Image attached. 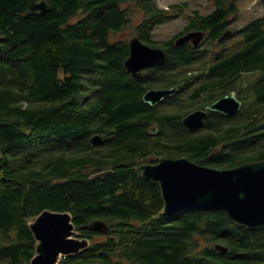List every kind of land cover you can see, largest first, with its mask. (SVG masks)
<instances>
[{
	"label": "trees",
	"instance_id": "16d2710c",
	"mask_svg": "<svg viewBox=\"0 0 264 264\" xmlns=\"http://www.w3.org/2000/svg\"><path fill=\"white\" fill-rule=\"evenodd\" d=\"M33 1L0 0V264H32L29 220L45 209L70 212L91 241L59 264H264L263 228L210 207L167 214L160 185L137 169L150 155L218 168L264 159V14L236 29L238 0H210L212 12L194 11L182 31L158 41L155 29L187 4L47 0L44 12L27 14ZM230 28L244 36L228 52L218 39ZM193 29L208 32L203 46L176 44ZM122 32L165 48V61L133 78L129 41L114 38ZM182 81L183 93L165 103L143 99L150 88ZM230 90L243 102L238 113L210 111L195 131L183 125ZM95 133L104 141L93 146ZM94 219L109 231L82 228Z\"/></svg>",
	"mask_w": 264,
	"mask_h": 264
},
{
	"label": "water",
	"instance_id": "95a60500",
	"mask_svg": "<svg viewBox=\"0 0 264 264\" xmlns=\"http://www.w3.org/2000/svg\"><path fill=\"white\" fill-rule=\"evenodd\" d=\"M47 8V0H35L28 6L27 14L41 13ZM231 34L232 30L227 29L218 41L226 40ZM206 36L207 31L193 29L179 35L175 42L179 46L188 42L199 46ZM166 56L165 48L147 44L138 35H133L129 41L125 67L133 78H142L145 69L161 64ZM177 90L178 86L150 88L143 99L156 106ZM242 106L237 92L231 90L205 109L191 111L183 117L182 122L189 130L195 131L205 125L208 111L230 116ZM156 132V127L151 129L152 134ZM103 141L100 133L93 134L90 139L93 146ZM137 169L143 178L160 185L164 212L167 214L187 207H210L224 211L230 219L249 229H264V159L218 168L198 163L186 155L161 156L155 163H152V159L139 163ZM112 171L104 170L96 175L104 176ZM29 226L36 240L32 264H59L64 256L80 253L91 244L89 238L79 235L73 216L68 211L45 209L29 220ZM82 228L108 232L110 226L106 220L94 219L82 225ZM216 248L228 251V247L219 243Z\"/></svg>",
	"mask_w": 264,
	"mask_h": 264
},
{
	"label": "rangeland",
	"instance_id": "374dc122",
	"mask_svg": "<svg viewBox=\"0 0 264 264\" xmlns=\"http://www.w3.org/2000/svg\"><path fill=\"white\" fill-rule=\"evenodd\" d=\"M158 4L161 7H169L171 4H187L188 7L183 10L182 14L163 25L158 26L154 32V39L158 41L169 40L174 37L177 33L183 30L184 26L188 22V17L194 12L199 11L202 14H209L215 9V6L211 3L210 0H157ZM239 7V15L238 18H233L232 27L237 29H242L252 20L262 16L264 14V0H238L237 2ZM232 28V29H233ZM136 35V34H134ZM127 32H122L116 36L115 39L125 38L130 41L131 37ZM244 32H240L234 36H230L225 40L223 47L227 49L228 52L234 51L238 48V42L243 39ZM202 63V62H201ZM249 74L245 73L242 78H248ZM242 78L239 80L242 81ZM155 88V87H154ZM184 103L187 102L184 100ZM161 109L169 110V112L175 110V106H170L168 104H162ZM182 132L186 133L184 130ZM151 159L156 161L159 156L158 155H150ZM156 158V159H155ZM148 160V159H147ZM153 162V161H152ZM154 163V162H153Z\"/></svg>",
	"mask_w": 264,
	"mask_h": 264
},
{
	"label": "flooded vegetation",
	"instance_id": "af4514ba",
	"mask_svg": "<svg viewBox=\"0 0 264 264\" xmlns=\"http://www.w3.org/2000/svg\"><path fill=\"white\" fill-rule=\"evenodd\" d=\"M191 43V42H190ZM204 43H205V40L200 44V45H204ZM199 45V46H200ZM189 74H192L191 72H189ZM173 86H178V90L176 91V93H180V94H182L183 93V89L182 88H184L185 87V82H180L179 84H175V85H173ZM173 86H160V87H156V88H166V87H173ZM231 91V90H230ZM174 95V94H173ZM173 95H171V96H168V97H166V98H164L163 100H162V103H165L166 102V100L167 99H169L170 97H172ZM213 102V101H212ZM211 102V103H212ZM210 104V103H209ZM208 104H206V105H204L203 107H199V108H202V109H205V107L207 106ZM208 113H210V111H208ZM209 116V115H208ZM182 119H183V117H182ZM207 119H208V117H207ZM206 119V120H207ZM182 122V121H181ZM183 123V122H182ZM184 125V124H183ZM185 126V125H184ZM186 127V126H185ZM187 128V127H186ZM152 129V128H151ZM150 129V130H151ZM147 159H151L149 156L145 159V161L147 160ZM152 160H154V159H152ZM154 162V161H153ZM155 162H157V161H155ZM154 162V163H155Z\"/></svg>",
	"mask_w": 264,
	"mask_h": 264
},
{
	"label": "bare ground",
	"instance_id": "6f19581e",
	"mask_svg": "<svg viewBox=\"0 0 264 264\" xmlns=\"http://www.w3.org/2000/svg\"><path fill=\"white\" fill-rule=\"evenodd\" d=\"M155 128V127H154ZM157 128V130H158V127H156ZM156 159V158H155ZM152 161H154V160H152ZM155 162V161H154ZM153 163V162H152Z\"/></svg>",
	"mask_w": 264,
	"mask_h": 264
}]
</instances>
